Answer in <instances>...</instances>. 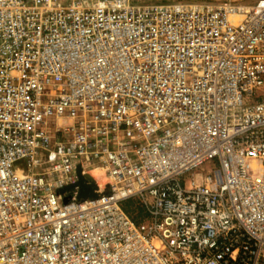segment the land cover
I'll list each match as a JSON object with an SVG mask.
<instances>
[{
	"label": "built area",
	"instance_id": "2783aa9c",
	"mask_svg": "<svg viewBox=\"0 0 264 264\" xmlns=\"http://www.w3.org/2000/svg\"><path fill=\"white\" fill-rule=\"evenodd\" d=\"M0 264H264V0H0Z\"/></svg>",
	"mask_w": 264,
	"mask_h": 264
},
{
	"label": "rangeland",
	"instance_id": "374dc122",
	"mask_svg": "<svg viewBox=\"0 0 264 264\" xmlns=\"http://www.w3.org/2000/svg\"><path fill=\"white\" fill-rule=\"evenodd\" d=\"M133 2H136V3H164V2H172V1H175V0H132ZM193 1H207V2H223V1H235V2H238V3H251L253 0H193ZM210 168V165L209 164H205L203 166V171L202 172H205L206 170H211ZM196 173H201V171H197ZM196 179H198V176L196 177ZM128 206V208H131L133 209V205L132 203H128V204H125V206ZM124 206V205H123ZM143 216V211H142V214L139 213V216Z\"/></svg>",
	"mask_w": 264,
	"mask_h": 264
},
{
	"label": "trees",
	"instance_id": "16d2710c",
	"mask_svg": "<svg viewBox=\"0 0 264 264\" xmlns=\"http://www.w3.org/2000/svg\"><path fill=\"white\" fill-rule=\"evenodd\" d=\"M130 202L132 203V205L134 207L133 209L128 208L127 205L125 206V204H128ZM123 208L130 216H132V218L135 221H140L143 219V216H141V215L139 216V213L142 214V208L140 206H138L137 204L135 205L133 200L125 202Z\"/></svg>",
	"mask_w": 264,
	"mask_h": 264
},
{
	"label": "water",
	"instance_id": "95a60500",
	"mask_svg": "<svg viewBox=\"0 0 264 264\" xmlns=\"http://www.w3.org/2000/svg\"><path fill=\"white\" fill-rule=\"evenodd\" d=\"M95 187V186H94ZM79 197H96L95 191H93V188H90L87 193L85 192H79Z\"/></svg>",
	"mask_w": 264,
	"mask_h": 264
},
{
	"label": "crops",
	"instance_id": "0c3cea01",
	"mask_svg": "<svg viewBox=\"0 0 264 264\" xmlns=\"http://www.w3.org/2000/svg\"><path fill=\"white\" fill-rule=\"evenodd\" d=\"M175 1H193V0H175ZM255 0H253L252 2H254ZM251 2V3H252Z\"/></svg>",
	"mask_w": 264,
	"mask_h": 264
},
{
	"label": "bare ground",
	"instance_id": "6f19581e",
	"mask_svg": "<svg viewBox=\"0 0 264 264\" xmlns=\"http://www.w3.org/2000/svg\"><path fill=\"white\" fill-rule=\"evenodd\" d=\"M91 175H92V173H91ZM100 177V176H99Z\"/></svg>",
	"mask_w": 264,
	"mask_h": 264
}]
</instances>
